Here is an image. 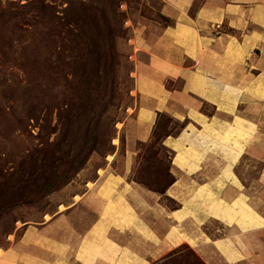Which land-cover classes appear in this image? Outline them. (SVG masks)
Wrapping results in <instances>:
<instances>
[{
	"label": "crops",
	"instance_id": "1",
	"mask_svg": "<svg viewBox=\"0 0 264 264\" xmlns=\"http://www.w3.org/2000/svg\"><path fill=\"white\" fill-rule=\"evenodd\" d=\"M159 1L170 22L136 39L145 59L135 64L123 169H96L64 209L17 228L0 264H162L184 247L200 264L259 255L264 200L250 191L264 171L248 184L241 165L264 152V0ZM160 114L187 121L161 140L163 193L132 178L134 145L151 139Z\"/></svg>",
	"mask_w": 264,
	"mask_h": 264
},
{
	"label": "rangeland",
	"instance_id": "2",
	"mask_svg": "<svg viewBox=\"0 0 264 264\" xmlns=\"http://www.w3.org/2000/svg\"><path fill=\"white\" fill-rule=\"evenodd\" d=\"M82 4L93 13L99 5L117 14L111 37L93 41L103 24L74 26ZM160 5L159 0H0V248L17 228L20 235L21 225L69 204L76 184L96 169H123V137L135 126L133 74L136 60L145 59L136 52V39L154 33L157 23H169ZM261 121L264 132V114ZM158 122L157 136L175 127L162 116ZM134 148L132 178L162 190L169 180V152L153 133ZM241 168L245 182L259 183L264 152ZM259 184L250 192L264 200V180ZM259 243L253 264H264V237ZM162 264L200 262L184 247Z\"/></svg>",
	"mask_w": 264,
	"mask_h": 264
},
{
	"label": "trees",
	"instance_id": "3",
	"mask_svg": "<svg viewBox=\"0 0 264 264\" xmlns=\"http://www.w3.org/2000/svg\"><path fill=\"white\" fill-rule=\"evenodd\" d=\"M163 20L170 22L169 20H167L166 18L162 17ZM117 19V14H114L113 16H110L108 14H106L104 11H102L101 9H99V5L96 8V12L93 13L91 11H89V9L87 7H85V4H82V12H79L76 14V16H73V24L74 26H77L78 28H97L99 26H101L100 24L104 25V29H100L97 31V33H92V39L95 42H100L103 38V36H106L104 34H107L108 36L106 37H111V34L113 32V28H112V23L114 20ZM112 21V23H111ZM159 116L165 117L166 121L168 124H174L175 127L173 128L172 132L170 133H159L158 136L156 135L155 131L158 127V120L157 123L155 125V128L153 130V138H155V143L159 142V144L161 145V140L164 137L167 136H171V135H178L179 132L184 128L185 124L187 123V121L185 120L184 122L180 123L175 121L174 119L170 118L169 116L165 115V114H160ZM158 116V117H159ZM157 137V138H156ZM162 146V145H161ZM163 147V146H162ZM89 147H86V150ZM164 148V147H163ZM170 163V161H169ZM169 170V169H168ZM168 170H167V174H168ZM133 175V174H132ZM169 176V174H168ZM134 181L144 185L145 187H147L145 184L139 182L138 180L133 179ZM75 181V180H74ZM74 181H72L71 183L67 184L66 186H69L71 184H74ZM171 183V176H169V180L166 184V186L160 190H153L149 187L150 190H153L155 192H159V193H163V191L167 188V186Z\"/></svg>",
	"mask_w": 264,
	"mask_h": 264
},
{
	"label": "bare ground",
	"instance_id": "4",
	"mask_svg": "<svg viewBox=\"0 0 264 264\" xmlns=\"http://www.w3.org/2000/svg\"><path fill=\"white\" fill-rule=\"evenodd\" d=\"M115 141H116V140H115ZM115 141H114V142H115ZM60 207H61V206H60ZM62 209H64V207H62ZM62 209H61V210H62ZM46 218H48V217H46Z\"/></svg>",
	"mask_w": 264,
	"mask_h": 264
}]
</instances>
